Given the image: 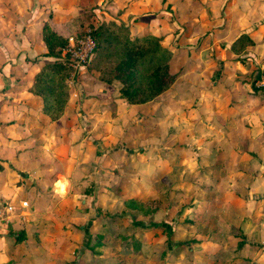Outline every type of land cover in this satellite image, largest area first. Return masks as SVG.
Instances as JSON below:
<instances>
[{
    "label": "rangeland",
    "instance_id": "obj_1",
    "mask_svg": "<svg viewBox=\"0 0 264 264\" xmlns=\"http://www.w3.org/2000/svg\"><path fill=\"white\" fill-rule=\"evenodd\" d=\"M46 23L67 40L114 23L156 35L177 78L130 103L97 54L64 51L53 120L30 91L56 60ZM0 166V208L55 264H264V0H0Z\"/></svg>",
    "mask_w": 264,
    "mask_h": 264
},
{
    "label": "trees",
    "instance_id": "obj_2",
    "mask_svg": "<svg viewBox=\"0 0 264 264\" xmlns=\"http://www.w3.org/2000/svg\"><path fill=\"white\" fill-rule=\"evenodd\" d=\"M112 26L111 30L109 25H101L92 34L96 42L94 53L99 58L93 68L104 82L120 81L121 96L130 103L154 100L177 78L170 71L172 52L161 44V38L156 35L132 38L127 27H117L115 23ZM43 41L47 48L43 55L56 60L43 64L30 91L42 99L44 113L55 120L64 111L69 95L70 67L66 58L59 60L64 55L68 40L46 23ZM253 44L254 40L243 33L233 42L232 50L238 53L244 46Z\"/></svg>",
    "mask_w": 264,
    "mask_h": 264
},
{
    "label": "crops",
    "instance_id": "obj_3",
    "mask_svg": "<svg viewBox=\"0 0 264 264\" xmlns=\"http://www.w3.org/2000/svg\"><path fill=\"white\" fill-rule=\"evenodd\" d=\"M60 34L63 35L61 31ZM46 52L47 48L45 49L44 53ZM68 108L69 104H67L65 107L66 112L68 111ZM20 202L22 205L23 200H20ZM21 205V208L29 207V203L27 207H23ZM10 220L11 219L9 218L8 221H6L4 224H1L0 226V264H55L54 262L56 261L52 258L54 255L53 251H49L47 248L45 249V247L42 246V243L34 238V231L31 227V224L30 227H28V223L20 225V222H16L12 226L9 223ZM21 220L24 221L22 218L20 221ZM13 227L19 228V230L15 231L12 229ZM21 236L22 239H20ZM55 250V252L59 254L58 249ZM63 255L64 253L59 256L62 257Z\"/></svg>",
    "mask_w": 264,
    "mask_h": 264
},
{
    "label": "built area",
    "instance_id": "obj_4",
    "mask_svg": "<svg viewBox=\"0 0 264 264\" xmlns=\"http://www.w3.org/2000/svg\"><path fill=\"white\" fill-rule=\"evenodd\" d=\"M68 46L65 49V54L69 56V60L72 62L71 65H85L89 63L94 55L96 42L91 34H86L79 40L71 35L68 37ZM4 209L0 208V226L9 220L10 216L5 215V213H12L15 211V207L12 204L4 205ZM23 207L28 206L27 201H23ZM4 214V215H2Z\"/></svg>",
    "mask_w": 264,
    "mask_h": 264
}]
</instances>
